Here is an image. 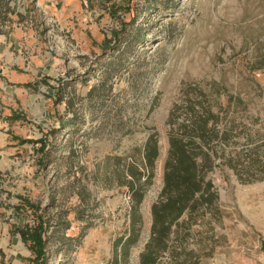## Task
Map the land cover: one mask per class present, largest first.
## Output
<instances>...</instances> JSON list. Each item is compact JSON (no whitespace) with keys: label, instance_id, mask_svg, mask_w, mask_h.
<instances>
[{"label":"rangeland","instance_id":"obj_1","mask_svg":"<svg viewBox=\"0 0 264 264\" xmlns=\"http://www.w3.org/2000/svg\"><path fill=\"white\" fill-rule=\"evenodd\" d=\"M0 30L16 33L0 97V264H138L167 134L197 99L236 126L225 150L259 178L216 159V208L186 248L199 264H264V171L246 158L264 159V0H0ZM151 134L159 153L125 254L131 199L114 158L140 161ZM40 217L36 260L19 229ZM177 262L165 252L158 264Z\"/></svg>","mask_w":264,"mask_h":264},{"label":"trees","instance_id":"obj_2","mask_svg":"<svg viewBox=\"0 0 264 264\" xmlns=\"http://www.w3.org/2000/svg\"><path fill=\"white\" fill-rule=\"evenodd\" d=\"M143 41L135 38L126 43L129 46ZM186 106L185 119H176L167 134L162 186L157 198L150 205V233L139 252L138 264H158L165 252L169 253L171 259L178 260L176 264H199V256L192 249H187L185 243L193 236L192 226L198 223L207 211L216 208L214 203L217 194L208 175L220 164L216 159L233 168L241 178H259L252 170H244L238 152L232 155L225 150L236 133L235 125L220 126V115L211 109L207 100L188 101ZM70 125L68 122L63 127L64 133H68L66 138H69L71 133ZM158 153L157 139L151 134L141 146L140 161L136 157L126 162H120L118 157L114 158L115 166H121L119 183L127 187L131 199L129 232L126 237L118 239V244L125 254L139 237V206L146 186L151 183ZM259 157L252 148L246 158L251 163V169L258 167L264 171V159ZM138 163L145 170L140 169ZM48 226L49 222L40 217L32 225L19 229L23 242L31 248L36 260H43L45 256L44 233ZM38 254H41L40 258ZM112 264L119 262L115 258Z\"/></svg>","mask_w":264,"mask_h":264},{"label":"crops","instance_id":"obj_3","mask_svg":"<svg viewBox=\"0 0 264 264\" xmlns=\"http://www.w3.org/2000/svg\"><path fill=\"white\" fill-rule=\"evenodd\" d=\"M5 34H7V37H8V43L3 41L2 38L5 36ZM16 41V33L15 32H12V33H5L3 30H0V97L3 96V94L5 95L6 93H8L6 91V89L8 88V85H7V81H8V76L7 74L4 73L5 70H8L7 69V66L11 65L10 62H13L15 61V57L14 55L11 56L10 60L8 61V65H6L3 61H4V56L6 54V52H8V48L6 49V45L7 44H11L15 43ZM16 45H17V42H16ZM10 74L12 77H14V79H23V77H18L16 72L15 71H12L10 70Z\"/></svg>","mask_w":264,"mask_h":264}]
</instances>
